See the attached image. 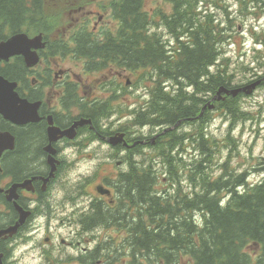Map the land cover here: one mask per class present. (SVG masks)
<instances>
[{"label": "flooded vegetation", "instance_id": "1", "mask_svg": "<svg viewBox=\"0 0 264 264\" xmlns=\"http://www.w3.org/2000/svg\"><path fill=\"white\" fill-rule=\"evenodd\" d=\"M167 1L173 8L161 13L158 22L145 9L146 0H70L61 35L41 22L48 31L40 33L45 45L38 52V64L33 69L24 66L19 87L21 98L37 105V119L16 125L0 116V132L6 135L0 152V264L28 263L20 252L26 246L36 264H153L141 259L128 241L130 225L136 229L137 223V180L139 175L148 174L147 181L162 175L169 188L170 171L142 168L139 158L164 144L165 152L173 149L201 158L199 125L189 120L123 131L117 107L123 96H136L131 83L138 74L146 97L133 105L134 111L159 93L153 67L138 64L137 55L147 48L154 54L158 45L172 55L177 40L171 23L183 27L178 33L186 58L191 42L185 32L188 19L214 30L220 19L215 0ZM139 16L146 22L139 23ZM164 86L172 91L169 84ZM122 132L128 146H113L110 140ZM171 141L173 147L178 144L176 149ZM74 157L107 162L87 175L84 184H74ZM128 175L131 186L125 183ZM106 231L110 237L103 236Z\"/></svg>", "mask_w": 264, "mask_h": 264}, {"label": "trees", "instance_id": "2", "mask_svg": "<svg viewBox=\"0 0 264 264\" xmlns=\"http://www.w3.org/2000/svg\"><path fill=\"white\" fill-rule=\"evenodd\" d=\"M43 3L44 0H0V41L18 33L37 32L44 17ZM256 3L264 8V0ZM139 20L145 23L147 19L139 16ZM194 22L191 17L185 25L191 39L186 58L180 49L178 33L183 27H177L175 22L170 24L171 34L177 40L172 55H167L162 45L155 47L154 54L148 52L150 48L138 53V64L153 67L156 88L160 87V91L153 94L151 104L144 111L137 113L135 123L159 127L194 119L200 126L202 157L187 166L173 149L165 152L166 145L160 148L155 162L163 160L162 165L170 171L171 186L169 191L162 192L163 196L159 195L155 191L157 180L147 181L148 174L139 175L137 223L136 229L134 224L130 225L128 241L130 246L138 248L141 259H151L153 264H264V179L249 184L250 172L239 173L228 163L239 145L231 130L235 124L253 118L242 107L241 94L216 103V111L232 124L224 144L206 133L211 112L196 120L202 107L221 87L233 89L240 85H235L237 77L230 70L231 60L222 59L225 40L229 38L225 36L226 31ZM261 52L257 51L252 62L256 75L260 69L264 72ZM24 66L23 59L17 58L11 64L0 66V75L19 81ZM215 66L217 71L213 73L211 69ZM166 83L172 91L165 90ZM185 87L189 89L184 90ZM170 145L171 148L178 146L173 147V141ZM221 147L229 149V160L220 165L222 172L214 177L212 167L215 155L222 154ZM262 165L260 170L264 174V162ZM125 183L131 186V175L125 178Z\"/></svg>", "mask_w": 264, "mask_h": 264}, {"label": "rangeland", "instance_id": "3", "mask_svg": "<svg viewBox=\"0 0 264 264\" xmlns=\"http://www.w3.org/2000/svg\"><path fill=\"white\" fill-rule=\"evenodd\" d=\"M69 1L70 0L44 1L43 16L46 19L47 25L52 28L55 35H61L63 33V28L66 26ZM239 1L215 0L217 6L214 11L221 21H225L226 16L228 18V14L223 7L228 5V11L231 13L228 18L229 24L227 25L225 23V25L231 28L225 32V36L227 35L229 38L225 40L222 59L226 60L229 58L231 60L230 70L232 69L231 71L237 77L235 85L247 86L258 80V75L263 74V71L260 69L259 72H257L258 75H256V70H254L255 65L252 64V62L255 61V57L258 55L257 51H262L261 56L264 57V50L260 49V41L264 40V9L258 7L257 5L260 4L254 2V0ZM172 8V5L169 4L167 0H146L145 9L153 12L152 17H154L153 19L155 22L159 21V15L161 13L166 14ZM161 27L164 26L161 25L160 28ZM247 67L252 70L245 72L243 69ZM143 80L142 74H138L132 79L131 87L134 88L136 96L127 95L122 97L123 104L117 107V115L123 120V122L118 125L119 128L124 127V130L129 129L131 132L136 129L127 118L129 116L128 111L132 109L133 105H135L136 102L138 105L143 103V99L146 97L142 95L140 90ZM240 100L242 107L245 110L248 108L247 110L253 120L235 124L231 130V134L236 137L239 145L228 163L230 167L234 168L239 173L249 171L250 176L248 182L253 185L262 182L264 179V174L260 170L263 167L262 162H264V86L258 87L253 95L245 96ZM231 126L232 124L229 123V120L220 116L216 111L212 114L209 122L206 123L205 130L208 135L216 139L217 143L220 141L221 144H224V137L228 135ZM221 149L222 154L215 155V165L212 167L214 177L222 172L220 165L229 160V149L223 147H221ZM146 153H149V155H142L140 156L141 158H139V166L142 168L149 166L160 152L158 149H151L148 152L146 151ZM179 156H181V151L177 154L178 158ZM197 158H199V156ZM197 158L194 154L188 157L183 154L181 157L183 163L187 166L192 164ZM73 159L72 161H76V164L73 166V174L71 175V182H74V184H84L85 177H88L87 175L93 174L98 165L107 162V159L104 158H99L97 160L81 159L80 161H77L76 157ZM106 167L114 170L112 165L107 164ZM154 167L155 169L160 168L159 163L156 162ZM158 181V191H163L168 188L162 179V175ZM78 196L80 197V195ZM79 199H75L76 204H79ZM81 201L80 199V202ZM196 216L198 218L200 217L199 215ZM103 236L110 237L109 231L104 232ZM20 252L24 255L22 256L24 263L26 261H29L26 264L37 263V260H34L31 256L32 254H28V246L22 247Z\"/></svg>", "mask_w": 264, "mask_h": 264}, {"label": "water", "instance_id": "4", "mask_svg": "<svg viewBox=\"0 0 264 264\" xmlns=\"http://www.w3.org/2000/svg\"><path fill=\"white\" fill-rule=\"evenodd\" d=\"M41 42V36L31 40L25 34L15 35L9 40L1 42L0 63L2 61L8 62L12 57L23 56L27 62L28 67L35 66L38 63L39 59L33 49L36 50L43 47V45H40ZM259 84L260 82H256L252 85L234 90L221 88L216 99L218 101L222 100L223 94L232 95L233 97H236L239 93L251 95L259 86ZM17 87L18 84L16 82H11L5 79L3 76H0V114L15 124H21L36 120L37 105L22 101L16 91ZM24 107H26V113H24L23 111ZM213 107L214 106H211V108ZM124 137V134H119L113 137L110 142L114 146L119 145L125 141ZM5 143L6 135L0 132V152L5 146ZM125 145L127 144L125 143Z\"/></svg>", "mask_w": 264, "mask_h": 264}, {"label": "bare ground", "instance_id": "5", "mask_svg": "<svg viewBox=\"0 0 264 264\" xmlns=\"http://www.w3.org/2000/svg\"><path fill=\"white\" fill-rule=\"evenodd\" d=\"M248 109V108H247ZM214 126V125H213ZM220 136V135H219ZM9 163V162H8ZM3 165V164H2ZM2 172V171H1ZM2 179V178H1ZM63 206V205H62ZM36 221V220H35ZM13 259V258H12Z\"/></svg>", "mask_w": 264, "mask_h": 264}]
</instances>
